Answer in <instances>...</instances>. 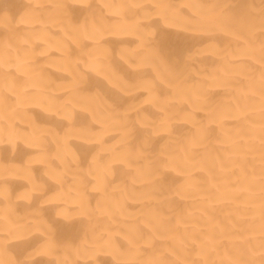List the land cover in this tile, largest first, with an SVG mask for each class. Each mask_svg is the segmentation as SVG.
<instances>
[{
    "label": "bare ground",
    "instance_id": "6f19581e",
    "mask_svg": "<svg viewBox=\"0 0 264 264\" xmlns=\"http://www.w3.org/2000/svg\"><path fill=\"white\" fill-rule=\"evenodd\" d=\"M0 264H264V0H0Z\"/></svg>",
    "mask_w": 264,
    "mask_h": 264
}]
</instances>
